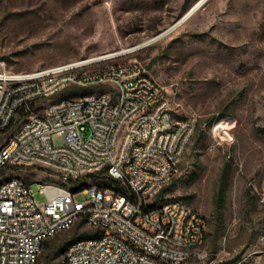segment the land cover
<instances>
[{
	"label": "rangeland",
	"instance_id": "rangeland-1",
	"mask_svg": "<svg viewBox=\"0 0 264 264\" xmlns=\"http://www.w3.org/2000/svg\"><path fill=\"white\" fill-rule=\"evenodd\" d=\"M199 1L0 0V66L31 72L131 48ZM128 58L139 59L165 89L177 120H198L179 172L158 197L181 200L207 219L204 257L185 264H264V0H208L158 42L103 65ZM77 91L93 89L72 87L51 100ZM0 175L24 180L41 203V182L59 180L31 166H8ZM88 233L83 220L58 233L43 245L38 264H63L68 242Z\"/></svg>",
	"mask_w": 264,
	"mask_h": 264
},
{
	"label": "built area",
	"instance_id": "built-area-1",
	"mask_svg": "<svg viewBox=\"0 0 264 264\" xmlns=\"http://www.w3.org/2000/svg\"><path fill=\"white\" fill-rule=\"evenodd\" d=\"M136 52L22 73L0 66V173L31 166L61 184L41 182V203L24 180L0 175V264H38L44 243L80 220L91 237L71 244L64 264L204 257L205 216L181 200H158L179 172L198 120L174 117L165 89L139 59L103 65ZM72 87L93 92L52 102ZM100 174L115 183L70 184ZM78 193L88 199L76 201Z\"/></svg>",
	"mask_w": 264,
	"mask_h": 264
},
{
	"label": "bare ground",
	"instance_id": "bare-ground-1",
	"mask_svg": "<svg viewBox=\"0 0 264 264\" xmlns=\"http://www.w3.org/2000/svg\"><path fill=\"white\" fill-rule=\"evenodd\" d=\"M208 0H200L188 13V15H193L200 7H202ZM190 16V17H191ZM166 36L165 33H162L160 34L159 36H156L154 38H151L137 46H134V47H131V48H124L123 50H118V51H113V52H110L106 55H102V56H96V57H92L90 59H86V60H81V61H94V60H100V59H103L105 57H115L117 55H121L123 53H132V52H135V51H138L140 49H143L144 47L146 46H149L151 44H154L156 42H158L159 40H161L162 38H164Z\"/></svg>",
	"mask_w": 264,
	"mask_h": 264
},
{
	"label": "trees",
	"instance_id": "trees-1",
	"mask_svg": "<svg viewBox=\"0 0 264 264\" xmlns=\"http://www.w3.org/2000/svg\"><path fill=\"white\" fill-rule=\"evenodd\" d=\"M88 177H90V178H95L96 181H97V184H99L100 186H104V187H110V186L113 185V183H115V182L112 181L111 179H108L106 176H104V177H99V175H98V176H97V175H89ZM84 186H85V185H84ZM84 186L82 185V187H81L80 189H84ZM89 237H91V233L83 234V235H81V236H79V237H77V238H75V239L69 241L68 244H67L66 250H67V248H68L71 244H73L74 242H76V241H78V240H80V239L89 238ZM45 243H46V242H45ZM45 243H44V244H45ZM63 264H64V263H63Z\"/></svg>",
	"mask_w": 264,
	"mask_h": 264
},
{
	"label": "water",
	"instance_id": "water-1",
	"mask_svg": "<svg viewBox=\"0 0 264 264\" xmlns=\"http://www.w3.org/2000/svg\"><path fill=\"white\" fill-rule=\"evenodd\" d=\"M188 14L189 13L185 14V16H183V18H181L177 23H175L173 26H171L169 29H167L166 31H164L162 33H165L167 35L170 32H172L173 30H175L179 25H181L183 22H185L191 16V15H188Z\"/></svg>",
	"mask_w": 264,
	"mask_h": 264
}]
</instances>
